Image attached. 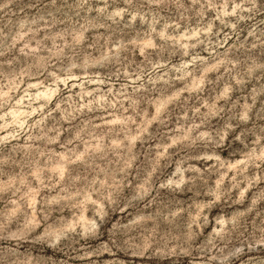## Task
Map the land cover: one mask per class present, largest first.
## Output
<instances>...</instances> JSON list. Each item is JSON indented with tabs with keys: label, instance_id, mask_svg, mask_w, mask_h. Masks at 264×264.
<instances>
[{
	"label": "clouds",
	"instance_id": "clouds-1",
	"mask_svg": "<svg viewBox=\"0 0 264 264\" xmlns=\"http://www.w3.org/2000/svg\"><path fill=\"white\" fill-rule=\"evenodd\" d=\"M264 264V0H0V264Z\"/></svg>",
	"mask_w": 264,
	"mask_h": 264
},
{
	"label": "rangeland",
	"instance_id": "rangeland-1",
	"mask_svg": "<svg viewBox=\"0 0 264 264\" xmlns=\"http://www.w3.org/2000/svg\"><path fill=\"white\" fill-rule=\"evenodd\" d=\"M102 258L108 261V264H146V260L132 256L127 251H116L115 249L111 253H103Z\"/></svg>",
	"mask_w": 264,
	"mask_h": 264
}]
</instances>
